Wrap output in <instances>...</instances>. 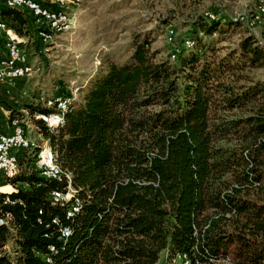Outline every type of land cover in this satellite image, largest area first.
Returning <instances> with one entry per match:
<instances>
[{"label":"trees","instance_id":"1","mask_svg":"<svg viewBox=\"0 0 264 264\" xmlns=\"http://www.w3.org/2000/svg\"><path fill=\"white\" fill-rule=\"evenodd\" d=\"M208 17L185 22L165 57L134 35L128 59L109 61L56 129L34 118L49 111L42 104L23 108L62 175L46 178L31 151L17 154L12 191L0 193V214L11 215L0 264H159L177 254L264 264V74L255 73L264 40L239 18ZM0 18L40 44L25 10L1 7Z\"/></svg>","mask_w":264,"mask_h":264},{"label":"rangeland","instance_id":"2","mask_svg":"<svg viewBox=\"0 0 264 264\" xmlns=\"http://www.w3.org/2000/svg\"><path fill=\"white\" fill-rule=\"evenodd\" d=\"M69 11L75 18L73 28L57 34L49 44V51L46 48L44 52L41 43L33 46L25 40L22 44L30 61L40 65L41 71L24 78L28 96H14L15 110L19 112L15 115L22 121L27 135L37 141L43 137L37 132L32 116L22 109L31 103L41 104L37 101L39 95L53 96L58 91L69 92L76 99L79 91L91 84L109 61L122 63L128 59L134 35H145L150 46L165 57L174 34L178 38L188 29L185 22L196 15H213L226 20L239 18L264 40V0H202L200 3L193 0H78ZM246 30L245 27L238 29L241 34ZM31 33L27 32L25 39L33 37ZM234 41L235 38L230 39ZM255 73L263 75L264 69ZM12 188L2 190L9 193ZM4 248L10 251L9 246ZM179 263L175 256L168 262L163 258L159 261V264Z\"/></svg>","mask_w":264,"mask_h":264},{"label":"built area","instance_id":"3","mask_svg":"<svg viewBox=\"0 0 264 264\" xmlns=\"http://www.w3.org/2000/svg\"><path fill=\"white\" fill-rule=\"evenodd\" d=\"M77 0H0V8H16L25 10L35 25V37L39 39L46 52L44 45L53 42L57 34L68 32L70 23H73V13L69 7L76 4ZM55 10H63V17H55ZM208 18H215L209 15ZM0 30L5 32L2 39V54H0V84L5 81H12L19 78H27L37 74L41 69L34 65L22 46L27 38L17 35L13 29L8 27L0 18ZM178 50V49H177ZM74 96L66 93H54V97L39 95V101L49 111L42 113V116H34L47 123H59L65 112V103L72 101ZM29 150L34 155L35 166L39 173L46 178L60 179L62 172L54 168L53 162L48 158V153L39 151L37 139L27 135L25 126L17 118H11L6 126L0 123V193L2 188L12 186L7 183L8 179L15 177L19 172L18 156L20 151ZM67 177V175H66ZM71 188L65 194L52 192L53 202L67 200L71 196ZM70 216V210L67 212ZM10 213L0 214V224L10 226ZM68 227L61 230L63 236H67ZM54 251V247H49ZM50 261L49 258L46 259Z\"/></svg>","mask_w":264,"mask_h":264},{"label":"crops","instance_id":"4","mask_svg":"<svg viewBox=\"0 0 264 264\" xmlns=\"http://www.w3.org/2000/svg\"><path fill=\"white\" fill-rule=\"evenodd\" d=\"M4 36L5 32L0 30V54H2V39L4 38ZM44 47H46L49 51V44L44 45ZM25 84L26 79L24 78L15 79L12 81H5L0 84V123L3 126H6L8 124L11 117V112L17 109V107L14 106V96H28V88L27 86H25ZM5 104H7V106ZM23 110L24 109H22V111Z\"/></svg>","mask_w":264,"mask_h":264},{"label":"bare ground","instance_id":"5","mask_svg":"<svg viewBox=\"0 0 264 264\" xmlns=\"http://www.w3.org/2000/svg\"><path fill=\"white\" fill-rule=\"evenodd\" d=\"M78 1V0H77ZM209 16V15H208ZM55 17H63V10H55ZM255 19L258 18V15H255L254 16ZM74 16H73V23H70V29L71 30L73 28V25H74ZM37 68H41L40 65H37ZM47 97H54L53 96H47ZM71 102V101H70ZM70 102H66L65 103V111L67 110ZM36 116H42V113H37ZM63 122V118H61L59 120V123L55 124V123H47V126L50 128V129H56L60 124H62ZM37 148L39 149V151H45V153H48V158H50L53 162V165H54V168L56 170H58L59 172H61L59 166H58V163H57V159H56V156H55V153L53 152V150L51 149L50 145H49V142L48 140L46 139H40L39 141H37ZM4 193H7V192H4ZM77 208L78 207H73L71 210H70V215L77 211ZM68 234V233H67ZM176 259H178L180 261L179 264H190L189 260L186 258L185 255H175Z\"/></svg>","mask_w":264,"mask_h":264}]
</instances>
